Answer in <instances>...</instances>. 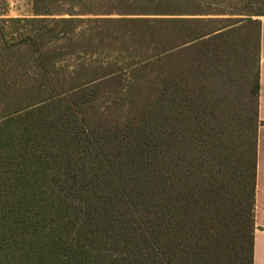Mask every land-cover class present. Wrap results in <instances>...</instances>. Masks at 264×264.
<instances>
[{
	"label": "trees",
	"instance_id": "1",
	"mask_svg": "<svg viewBox=\"0 0 264 264\" xmlns=\"http://www.w3.org/2000/svg\"><path fill=\"white\" fill-rule=\"evenodd\" d=\"M77 1L0 25V264H253L264 0ZM238 46L254 155L220 95Z\"/></svg>",
	"mask_w": 264,
	"mask_h": 264
},
{
	"label": "rangeland",
	"instance_id": "2",
	"mask_svg": "<svg viewBox=\"0 0 264 264\" xmlns=\"http://www.w3.org/2000/svg\"><path fill=\"white\" fill-rule=\"evenodd\" d=\"M71 1L75 5L79 2L77 0H50V11L54 14L53 18L59 19L60 11H70L72 7L69 2ZM100 1V2H99ZM95 2L93 0H86V4L82 6H76L74 9L77 12L86 14L87 16L81 17L82 19H118L120 16L117 14L111 16H99L94 17L89 13L98 10L112 9L108 6L107 0H99ZM67 2V4H65ZM82 7V8H81ZM122 9V8H120ZM35 18V7L33 0H0V25L5 30V35L11 37L14 33L13 30L18 28V25H12L9 23L11 20L16 19H33ZM261 22H264V17L260 18ZM256 33V32H255ZM254 34V32H253ZM59 45V44H58ZM235 50L238 51L234 54L233 51L230 53V60H228L227 79L224 90H221L220 95L225 101L227 110L225 117L230 124V130L232 131V137L235 141L234 153L240 154L246 149L249 154L254 155V142H255V127H256V75L257 66L254 60L255 53L251 55V62L248 67L242 62L243 48L238 46ZM113 56V53L101 54L97 59L107 60ZM84 59L90 60L91 58ZM256 59V58H255ZM78 59L76 57L69 58L63 62L65 67H72ZM238 139H240L238 141ZM244 139V140H243ZM234 144V143H233Z\"/></svg>",
	"mask_w": 264,
	"mask_h": 264
},
{
	"label": "crops",
	"instance_id": "3",
	"mask_svg": "<svg viewBox=\"0 0 264 264\" xmlns=\"http://www.w3.org/2000/svg\"><path fill=\"white\" fill-rule=\"evenodd\" d=\"M257 98V170L254 203L253 264H264V22L261 28Z\"/></svg>",
	"mask_w": 264,
	"mask_h": 264
}]
</instances>
